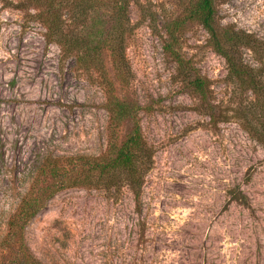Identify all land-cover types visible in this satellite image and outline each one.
Instances as JSON below:
<instances>
[{"label":"rangeland","instance_id":"rangeland-1","mask_svg":"<svg viewBox=\"0 0 264 264\" xmlns=\"http://www.w3.org/2000/svg\"><path fill=\"white\" fill-rule=\"evenodd\" d=\"M26 1L0 0V263L10 255L6 221L44 158L115 152L124 140L130 121L115 123L105 108L114 97L143 108L137 118L152 156L140 195L124 185L56 192L25 225L33 256L41 264H264V147L235 117L250 94L227 77L198 23L172 42L184 67L173 60L167 27L184 0H130L128 74L106 50L100 69H83L48 40L33 7H15ZM215 8L220 27L259 43L241 52L264 68V0H216ZM88 16L94 29L111 24L105 8ZM195 74L209 81L214 121L192 92Z\"/></svg>","mask_w":264,"mask_h":264},{"label":"trees","instance_id":"trees-1","mask_svg":"<svg viewBox=\"0 0 264 264\" xmlns=\"http://www.w3.org/2000/svg\"><path fill=\"white\" fill-rule=\"evenodd\" d=\"M15 3L16 8L33 7L35 17L46 29L45 36L59 44L66 54H74L75 61L83 69H100V54L107 51L115 68L128 74L125 55L126 37L132 30L128 7L130 0H28ZM216 0H184L183 15L167 27L170 40L166 50L173 60L184 67V60L173 47V41L186 23H198L207 32L212 49L222 56L226 63L227 77L240 93H249L250 98L243 108L235 110V117L241 120L246 131L264 147V68L259 63L253 66L242 57L241 50L258 51L259 43L247 33L230 26L220 27L216 21ZM105 8L110 18L107 30L94 29L87 25L88 14ZM71 19L72 29L65 26V19ZM80 25V27H77ZM192 92L198 99L201 110L209 112L214 121L210 104L209 81L195 74L190 81ZM105 108L110 118L119 123L130 121L124 140L115 152L98 155L75 154L63 157H46L39 164L32 178L29 191L9 216L4 244L10 250L9 257L0 264H41L30 252L23 240L25 225L39 212L45 202L56 192L71 187L111 190L121 186L137 198L145 173L150 168L152 151L146 142L137 113L143 109L135 102L112 97ZM226 118V115H223ZM50 178L41 191L39 180Z\"/></svg>","mask_w":264,"mask_h":264}]
</instances>
